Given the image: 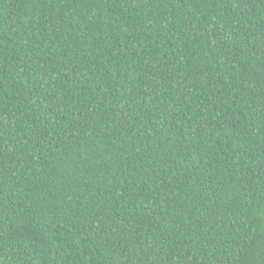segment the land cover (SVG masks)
<instances>
[{"label": "trees", "instance_id": "obj_1", "mask_svg": "<svg viewBox=\"0 0 264 264\" xmlns=\"http://www.w3.org/2000/svg\"><path fill=\"white\" fill-rule=\"evenodd\" d=\"M0 264H264V0H0Z\"/></svg>", "mask_w": 264, "mask_h": 264}]
</instances>
